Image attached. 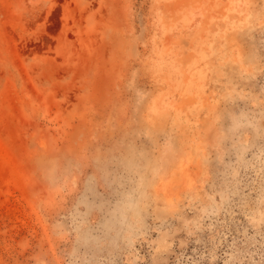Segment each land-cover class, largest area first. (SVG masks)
<instances>
[{"label": "rangeland", "instance_id": "1", "mask_svg": "<svg viewBox=\"0 0 264 264\" xmlns=\"http://www.w3.org/2000/svg\"><path fill=\"white\" fill-rule=\"evenodd\" d=\"M0 264H264V0H0Z\"/></svg>", "mask_w": 264, "mask_h": 264}]
</instances>
